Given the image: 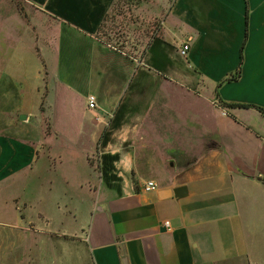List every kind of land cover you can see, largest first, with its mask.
Wrapping results in <instances>:
<instances>
[{
    "label": "crops",
    "instance_id": "0c3cea01",
    "mask_svg": "<svg viewBox=\"0 0 264 264\" xmlns=\"http://www.w3.org/2000/svg\"><path fill=\"white\" fill-rule=\"evenodd\" d=\"M23 1L60 26L48 52L54 57L49 103L53 107L59 86L76 93L79 81L87 87L84 114L61 117L55 129L57 138L84 153L92 178L72 210L59 208L57 240L70 251L58 247L65 254L58 264H254V233L264 227V114L213 104L264 109V0H171L155 33L163 43L151 38L146 52L165 60L162 67L136 65L100 39L116 0ZM154 1L166 8L167 0ZM187 43L189 55L182 58L179 49ZM243 45L240 79L222 83L237 71ZM12 48L0 58V201L8 200L10 186L26 190L50 167L39 145L7 132L16 108L23 107L19 120L26 121L28 108L44 97V65L29 50L18 47L15 56ZM178 56L181 80H164L161 72L174 71ZM174 86L182 108L155 117L160 90ZM90 95L97 98L95 112ZM103 138L102 154L116 157L99 163L113 172L109 181L98 178L88 158ZM152 172L162 177L153 179ZM150 180L158 189L145 192ZM181 186L188 195L178 199L174 190ZM24 226L37 232L32 218L0 210L2 229Z\"/></svg>",
    "mask_w": 264,
    "mask_h": 264
},
{
    "label": "rangeland",
    "instance_id": "374dc122",
    "mask_svg": "<svg viewBox=\"0 0 264 264\" xmlns=\"http://www.w3.org/2000/svg\"><path fill=\"white\" fill-rule=\"evenodd\" d=\"M117 3L119 6H123V13L116 17L113 14L110 16L100 34V39L104 43L109 42L108 47L114 52L128 54L136 65L144 62L146 65L162 67L166 63L165 60L154 56L146 57V52L149 51V48L151 49L148 44L152 34L169 10L171 0L164 2L166 8H162L154 0H118ZM59 32L60 26L56 22L40 14L25 1L0 0V58L5 55L2 51H11V46L13 47L12 54L17 56L18 47H21L25 51H30L31 57L36 63L40 62L44 65L41 72V77H43L42 89L44 88L42 102L33 104L28 108L30 116L26 121L19 120L23 107L16 108L13 114L9 115L13 125L7 127V132L18 137L23 136L22 138L29 139L34 144L39 145L41 159L50 164V167L43 171L40 178L32 182L29 187L27 186L26 190L23 189V186L12 185L9 188L10 192L4 194L8 200L0 201V210L20 212L22 217L25 215L27 218H32L37 225V232L35 233L26 231V226L14 230L0 227V264H58V259L62 258L59 256H65L64 253L62 255L59 248L67 251L66 255H69V246L61 247L57 240L62 233L59 232L62 229L59 217L61 210L59 208L72 210V206H75L74 203H76V197L80 198L79 196L82 194V187L92 180L85 165L84 153L72 145L70 146L62 137L57 138L55 136L56 126L64 123L60 122L61 117L64 118L66 115L73 117L77 110L84 114L83 98L84 95H87V87L83 89V82L79 81L80 90L77 93L73 89L77 86H73L71 91L64 89V86H59V90L56 89L53 107L48 101L47 96L54 85L49 67V63H53L54 57L49 56L50 53L48 52L54 49L55 36ZM6 34L8 37H5ZM9 37L10 39H8ZM164 49L165 51L168 50L166 46ZM167 52L172 55L170 50ZM34 60L31 59L33 62ZM182 61L183 59L178 56L175 59L174 71L165 72L164 70L161 72L164 80L171 82L181 80L182 77L178 74L179 70L176 69V66L181 69ZM160 91L161 94L158 96L152 111L155 117H165L176 113L178 111L177 105L182 108V103L176 96L178 92L176 86ZM66 93L67 98H64ZM192 103L193 101L190 102L191 105ZM194 103L195 108L198 103ZM213 106L221 107L218 103L217 105L213 104ZM224 112L222 114L226 115ZM0 124H4V122H0ZM111 124L112 121H109L107 127H110ZM105 139H100L96 152L88 157L90 164L94 166L95 171H98L96 174L101 180L102 178L105 179V170L108 169L105 165L99 164L100 161L105 163L106 154H102L104 150L101 145ZM110 139L111 142L122 140L117 137ZM150 175L153 179L162 177L161 173L158 172H152ZM108 176L110 179L115 177L111 170H108ZM66 198L67 204L65 203ZM26 205L28 206L26 207ZM261 228L262 230H260ZM68 235L72 234L68 233ZM73 238L67 236L64 239L73 241ZM45 243L46 248H42L41 245L43 246ZM39 257L43 259V262H38ZM249 259L254 264H264V227H259L254 233Z\"/></svg>",
    "mask_w": 264,
    "mask_h": 264
},
{
    "label": "trees",
    "instance_id": "16d2710c",
    "mask_svg": "<svg viewBox=\"0 0 264 264\" xmlns=\"http://www.w3.org/2000/svg\"><path fill=\"white\" fill-rule=\"evenodd\" d=\"M117 2H118V0L115 1L114 5L112 6V8L110 10V13L106 16L103 24L101 25V27L99 29V36L102 33V31L104 30L105 25L108 22V20H109V18H110V16L112 14L114 15V17L122 15V13H123V8L122 7L123 6L122 7L119 6ZM247 25H248V14H247ZM155 32L156 31L153 32L151 38H153L154 42H156V43H160V42L163 43L161 41V39H157L156 40V35L154 34ZM247 33H248V31L246 32V37H247ZM106 43L107 44H110L109 42H106ZM243 59H244V45H243V47L241 49L240 64H239V67H238L237 71L234 74H232L229 78H227L226 80H224L222 83H225V82H236V81H238L240 79L241 72H242ZM222 83L220 84V86L222 85ZM218 102L221 105V107H223L225 109L226 108H229V109H236V108H246V109H248V108H254L257 111H259L260 113L264 114V109L261 108V107H258V106H254V105H244V104H229V103H225V102H223V101H221L219 99H218ZM115 159H116V157H111V156H105L104 157V160L106 162H113ZM105 172H106L105 175H104L105 179L108 180V181L109 180H113V178L110 179L109 176H108V169H106Z\"/></svg>",
    "mask_w": 264,
    "mask_h": 264
},
{
    "label": "built area",
    "instance_id": "2783aa9c",
    "mask_svg": "<svg viewBox=\"0 0 264 264\" xmlns=\"http://www.w3.org/2000/svg\"><path fill=\"white\" fill-rule=\"evenodd\" d=\"M189 51H190V45L188 43L187 44H184L179 49V55H180V57L187 58L188 55H189ZM88 108L91 111H94V112L98 110L99 105H98L96 96L90 95L88 97ZM157 189H158V183L156 181H153V180L147 181L145 183L144 187H143V190L145 192H153V191H156ZM165 225L168 228L170 227V223L169 222H166Z\"/></svg>",
    "mask_w": 264,
    "mask_h": 264
},
{
    "label": "water",
    "instance_id": "95a60500",
    "mask_svg": "<svg viewBox=\"0 0 264 264\" xmlns=\"http://www.w3.org/2000/svg\"><path fill=\"white\" fill-rule=\"evenodd\" d=\"M26 116H22L21 120H25ZM175 197L178 199H182L188 195V188L186 186L178 187L174 190Z\"/></svg>",
    "mask_w": 264,
    "mask_h": 264
}]
</instances>
